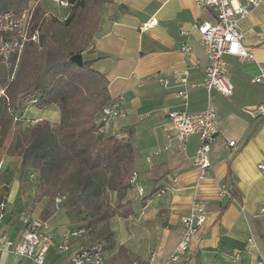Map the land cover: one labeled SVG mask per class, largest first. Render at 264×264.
<instances>
[{"label":"crops","instance_id":"crops-1","mask_svg":"<svg viewBox=\"0 0 264 264\" xmlns=\"http://www.w3.org/2000/svg\"><path fill=\"white\" fill-rule=\"evenodd\" d=\"M106 1L84 59L92 61L91 68L108 82L110 100L124 99L120 116L102 136L132 144L135 182L124 200L131 204L133 216L108 221L112 244L104 248L105 262L123 250V264H149L150 255L152 264H162L180 238V219L197 200L210 219L190 244L185 264H258L264 260V3L239 21L243 47L254 60L225 56L232 94L224 98L211 93L208 99L217 137L209 153L211 170L196 187L193 158L198 138L181 142L171 129L164 132L163 128L168 126L169 112L196 115L205 110L208 96L200 85L207 58L195 25L213 23L214 12L200 5L203 0ZM53 2L67 5V0H40L39 4L47 14L63 20L68 6L58 8ZM149 21L155 25L145 29ZM183 45L191 49L189 55L182 53ZM185 72L188 86L178 87L175 75ZM257 77L263 81L255 84ZM182 89L187 92L185 100L177 96ZM35 110V116L22 119L51 126L59 123L55 106ZM229 142H234L233 147ZM1 164L0 202L5 209L0 237L18 243L24 229L21 213L30 207L32 218L45 223L51 235L44 264H69L72 256L95 243L86 234L70 241L66 251H58L65 234L84 226V212L79 205L68 209V198L48 207V200L39 197L33 173L24 175L8 154ZM221 186L229 189L230 199L218 200ZM109 201L115 204V193H110ZM0 264L35 263L9 248L0 250Z\"/></svg>","mask_w":264,"mask_h":264},{"label":"trees","instance_id":"trees-1","mask_svg":"<svg viewBox=\"0 0 264 264\" xmlns=\"http://www.w3.org/2000/svg\"><path fill=\"white\" fill-rule=\"evenodd\" d=\"M31 1L0 0V15L19 12ZM105 4L106 0H67L69 13L61 20L36 3L31 23L38 43L25 45L16 69L15 57L0 62V87L6 88L7 99L0 101V154L9 143L8 155L24 175L36 176L39 197L48 200V207L62 196L68 198V209L79 205L85 214L82 228L95 242L104 241L109 247V219L134 214L131 204L124 201L131 188L134 151L128 142L98 134L96 125L110 101L108 82L91 68L92 61H86L84 54ZM75 55L82 56V67L70 62ZM34 99L38 110L58 109L56 126L22 119ZM15 116L22 122L15 124ZM110 193L116 194L114 205ZM124 256L119 250L105 264H123Z\"/></svg>","mask_w":264,"mask_h":264},{"label":"built area","instance_id":"built-area-1","mask_svg":"<svg viewBox=\"0 0 264 264\" xmlns=\"http://www.w3.org/2000/svg\"><path fill=\"white\" fill-rule=\"evenodd\" d=\"M40 0H32L29 6L19 12L8 11L0 15V62L6 63L11 57H15V69L18 61L27 43H38V32L32 29L33 11L36 3ZM200 5L214 12L213 23H197L195 29L199 35V41L207 58V64L204 68L202 88L207 92L208 98L205 110L201 114L189 115L184 111H176L167 113L168 126L163 128L166 132L171 129L175 137L184 142L191 136L198 138V146L193 158V165L197 171L196 187L204 182L211 170L209 162V153L211 146L216 141L217 127L216 117L213 107L208 100L211 93H217L224 98H228L232 94L233 87L230 85L229 78L226 73L225 56L236 57L241 61H253V56L243 47V36L239 29V21L245 18L251 10L264 3V0H244V5L238 0H203L199 1ZM63 6V4L60 3ZM67 6V5H64ZM155 22L149 21L144 28H151ZM182 35H185L184 31ZM182 53L189 55L191 49L183 45ZM14 75V74H13ZM12 75V77H13ZM10 78V80L12 79ZM9 80V82H10ZM263 80L257 77L253 83L258 84ZM162 86H167L168 82L160 81ZM175 83L178 87L186 88L188 86L186 72L177 73L175 75ZM6 88L0 87V101L6 100ZM177 96L183 100L187 98V92L182 89ZM123 97L118 96L109 101V103L99 113L96 125L98 134L103 135L105 131L120 116V108L123 103ZM37 100H31L29 105L34 106ZM259 110L262 111L261 108ZM19 117H14L15 124L22 122ZM33 124L32 120H27ZM234 142H229L228 146L233 147ZM0 160V168L2 166ZM264 171V169H263ZM135 176H131L130 183L134 184ZM175 181H173L174 183ZM138 193L142 194V189L137 188ZM165 189L160 193H164ZM218 200L224 201L230 199L231 193L226 186H221L218 190ZM64 196L55 199V203L59 204ZM5 209V203L0 202V219ZM23 223V233L21 239L16 244H11L4 238L0 237V250L11 249L19 258L30 260L35 264H44V259L48 252L51 235L47 231V225L41 221L34 220L31 215V208H26L21 213ZM210 216L206 207L200 201L195 200L190 207L189 213L180 219L182 232L173 251L168 254L162 264H185L189 255V246L197 238L202 228L209 221ZM88 233L85 228H79L68 234H65L62 244L57 250L64 252L67 244L72 240L83 237ZM251 244L252 240H248ZM105 242H95L90 247L80 250L72 258L69 264H105L104 257ZM154 256L150 255L148 263L152 264ZM133 264H136L133 263ZM138 264V263H137ZM258 264H264V260L260 259Z\"/></svg>","mask_w":264,"mask_h":264},{"label":"rangeland","instance_id":"rangeland-1","mask_svg":"<svg viewBox=\"0 0 264 264\" xmlns=\"http://www.w3.org/2000/svg\"><path fill=\"white\" fill-rule=\"evenodd\" d=\"M54 3V5H57L58 6V8H67V6L66 7H62V5H60L59 3H55V2H53ZM56 6V7H57ZM69 9V8H68ZM51 15V14H50ZM53 16H55V15H53ZM55 17H58V16H55ZM59 19H61L60 17H58ZM62 20V19H61ZM64 20V19H63ZM79 39V38H78ZM89 48V47H88ZM88 48H86V50H85V53L87 52V50H88ZM31 107H33V106H31V105H27L26 106V109H28V108H31ZM35 112H36V110H35V108L33 107V108H31L30 109V111H25L24 113H23V115L26 117V118H30V117H32L33 115L35 116ZM9 143H6L5 145H4V147H3V149H1V154H0V159L1 160H4V157H5V155H7L8 154V151H9Z\"/></svg>","mask_w":264,"mask_h":264},{"label":"water","instance_id":"water-1","mask_svg":"<svg viewBox=\"0 0 264 264\" xmlns=\"http://www.w3.org/2000/svg\"><path fill=\"white\" fill-rule=\"evenodd\" d=\"M70 62H72L73 64H75L78 67H82L83 66V60H82V56L81 55H75L73 57L70 58Z\"/></svg>","mask_w":264,"mask_h":264}]
</instances>
